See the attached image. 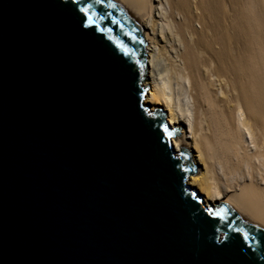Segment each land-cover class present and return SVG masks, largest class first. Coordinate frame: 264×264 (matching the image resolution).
Listing matches in <instances>:
<instances>
[{"label":"water","instance_id":"obj_1","mask_svg":"<svg viewBox=\"0 0 264 264\" xmlns=\"http://www.w3.org/2000/svg\"><path fill=\"white\" fill-rule=\"evenodd\" d=\"M147 44L116 0H0V264H264L144 103Z\"/></svg>","mask_w":264,"mask_h":264},{"label":"bare ground","instance_id":"obj_2","mask_svg":"<svg viewBox=\"0 0 264 264\" xmlns=\"http://www.w3.org/2000/svg\"><path fill=\"white\" fill-rule=\"evenodd\" d=\"M148 43L151 111L193 153L188 184L264 228V0H116Z\"/></svg>","mask_w":264,"mask_h":264},{"label":"snow or ice","instance_id":"obj_3","mask_svg":"<svg viewBox=\"0 0 264 264\" xmlns=\"http://www.w3.org/2000/svg\"><path fill=\"white\" fill-rule=\"evenodd\" d=\"M112 6H114V5H112ZM81 11L84 12L85 14H87L89 9L88 8H82ZM90 23H91V21H90Z\"/></svg>","mask_w":264,"mask_h":264},{"label":"rangeland","instance_id":"obj_4","mask_svg":"<svg viewBox=\"0 0 264 264\" xmlns=\"http://www.w3.org/2000/svg\"><path fill=\"white\" fill-rule=\"evenodd\" d=\"M147 75H148V71H147ZM189 149H190V148H189ZM190 151H191L192 159H193V153H192V150L190 149ZM213 203H215V202H213Z\"/></svg>","mask_w":264,"mask_h":264}]
</instances>
